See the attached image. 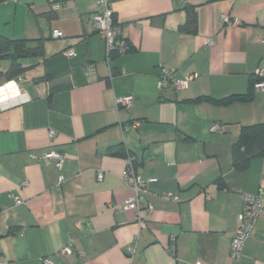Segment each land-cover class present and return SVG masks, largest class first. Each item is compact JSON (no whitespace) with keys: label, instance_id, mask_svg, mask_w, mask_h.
Here are the masks:
<instances>
[{"label":"crops","instance_id":"crops-1","mask_svg":"<svg viewBox=\"0 0 264 264\" xmlns=\"http://www.w3.org/2000/svg\"><path fill=\"white\" fill-rule=\"evenodd\" d=\"M106 2L128 46L109 60L92 21L99 0H0V36L39 49L17 59L24 71L12 78L11 58L0 57V86L14 82L0 90V261L264 264V216L229 256L244 197L264 191V153L232 163L242 127L264 123V92L250 89L258 70L264 79V0ZM162 68L193 76L160 86ZM248 90L246 100L206 99ZM125 96L131 104H118ZM50 150L64 152L59 166L43 157ZM125 152L153 179L143 223L121 209L133 193Z\"/></svg>","mask_w":264,"mask_h":264},{"label":"built area","instance_id":"built-area-1","mask_svg":"<svg viewBox=\"0 0 264 264\" xmlns=\"http://www.w3.org/2000/svg\"><path fill=\"white\" fill-rule=\"evenodd\" d=\"M99 4L102 5V9L96 14L93 15L92 21L94 30L100 34L105 42V52L106 58L109 60L113 54H123L128 50L127 42L123 36L120 34L119 27L113 21L112 10L107 7L106 0H99ZM52 10L59 9L60 3L53 1L50 4ZM224 23L228 25H234L237 23V20H231L228 16H223ZM51 36L54 38H59L63 36L62 31L59 29H53L51 31ZM74 54L73 50H67L66 55L68 57ZM91 70V69H90ZM263 72L257 71V76L262 77ZM193 74H187L183 78H178L171 74L169 70L162 68V73L159 79L160 86H166L169 82L176 88H181L187 84V82L192 78ZM10 84L14 82L8 81L5 84L0 86V90H4L9 87ZM256 88L264 92V79L258 81L254 85ZM118 104L130 105L132 102L131 96H125L117 99ZM219 128L218 123H213L210 127L212 130ZM49 135H53V131L50 130ZM43 157L50 158L55 162L56 166H59L63 157L64 152L50 150L43 154ZM102 173L98 172L97 179H101ZM124 181L130 186L133 193L121 204V209H132L135 211V214L140 223H143L142 209H146L148 212L151 211L152 206L145 202L143 198V192L146 190L149 182L153 181L152 178L143 179L136 173V170L133 166L132 157L128 154L126 155V170L123 174ZM63 177H59V181H62ZM264 196V191H258L252 195H246L243 200V210L239 214V224L235 234L233 235L230 242L229 256L231 259H237L243 249V246L248 239L250 233L252 232L257 220L260 217L264 216V205L262 204V198ZM173 199H178L177 195L172 196ZM17 203H20L21 200L15 198ZM175 245V237L170 236V252H173ZM71 252V245L68 244L64 246L61 250V254H68ZM44 264H51L49 258L43 260ZM0 264L2 262L0 261ZM194 264H200L196 262Z\"/></svg>","mask_w":264,"mask_h":264},{"label":"trees","instance_id":"trees-1","mask_svg":"<svg viewBox=\"0 0 264 264\" xmlns=\"http://www.w3.org/2000/svg\"><path fill=\"white\" fill-rule=\"evenodd\" d=\"M195 16L190 13L184 29L193 31L195 29ZM13 46L14 52L8 54L10 47ZM39 49L32 50L24 47L22 40H10L0 36V57L9 56L12 60L10 67L6 71L7 77H15L24 71V68L17 63V59L24 56H31L37 53ZM116 55L113 54L112 57ZM263 78L256 76L250 89L254 87L255 83L261 81ZM250 90L244 94H234L220 99L206 98L212 103L227 104L236 100L249 99ZM264 153V123L254 124L247 127H242L238 141L232 146V163L234 168L241 169L253 157H258ZM128 152L122 155L126 157Z\"/></svg>","mask_w":264,"mask_h":264},{"label":"clouds","instance_id":"clouds-1","mask_svg":"<svg viewBox=\"0 0 264 264\" xmlns=\"http://www.w3.org/2000/svg\"><path fill=\"white\" fill-rule=\"evenodd\" d=\"M9 87H12V85L10 84Z\"/></svg>","mask_w":264,"mask_h":264}]
</instances>
